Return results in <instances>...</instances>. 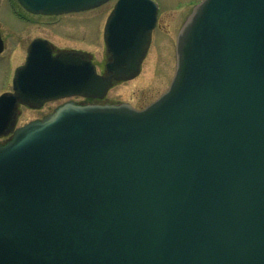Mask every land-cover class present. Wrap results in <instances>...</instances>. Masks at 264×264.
<instances>
[{"label": "water", "instance_id": "water-1", "mask_svg": "<svg viewBox=\"0 0 264 264\" xmlns=\"http://www.w3.org/2000/svg\"><path fill=\"white\" fill-rule=\"evenodd\" d=\"M17 1L62 14L108 0ZM156 13L152 0L117 1L109 77L34 40L0 96V135L17 103L101 97L138 75ZM175 59L143 111L67 103L0 145V264H264V0H202Z\"/></svg>", "mask_w": 264, "mask_h": 264}, {"label": "rangeland", "instance_id": "rangeland-1", "mask_svg": "<svg viewBox=\"0 0 264 264\" xmlns=\"http://www.w3.org/2000/svg\"><path fill=\"white\" fill-rule=\"evenodd\" d=\"M116 0L86 11L60 15L31 14L22 9L16 0H0V32L5 49L0 59V95L8 93L16 61L8 62L9 53L17 56L26 53L35 38L50 42L57 49L76 50L90 55L97 72L104 68L105 47L102 38L103 25ZM158 6L157 28L153 30L149 48L140 66V72L132 79L112 81L111 87L101 99L107 104L129 103L140 109L163 93L174 72V44L180 27L192 8L201 0H152ZM77 53V52H76ZM23 61L20 63L22 64ZM77 98V97H75ZM75 105H82L73 100ZM63 100L45 102L38 108L18 105L13 129L0 136V144L12 138L13 131L26 122L41 120L60 106Z\"/></svg>", "mask_w": 264, "mask_h": 264}, {"label": "flooded vegetation", "instance_id": "flooded-vegetation-1", "mask_svg": "<svg viewBox=\"0 0 264 264\" xmlns=\"http://www.w3.org/2000/svg\"><path fill=\"white\" fill-rule=\"evenodd\" d=\"M53 48V54H55L56 52H58L59 50H62V49H57L56 47H52ZM4 49H5V44H4ZM63 51H65V50H63ZM69 51V50H68ZM70 51H72V50H70ZM80 52V51H79ZM3 53H4V50H3V52L0 54V59L2 58V55H3ZM26 54H27V50H26V53H25V55L23 56L24 58L22 59V61H23V63H24V61H25V58H26ZM107 58V55L105 54V59ZM16 59H17V56L15 57V55H13L12 53H9L8 55H7V57H6V61H8L9 63L12 61V62H14V61H16ZM21 61V62H22ZM20 62V63H21ZM20 63H16L15 65H18L17 67H19L20 65H22V64H20ZM16 67V68H17ZM101 73V72H100ZM8 91H11V89L10 90H8ZM74 99H77L78 101L77 102H80V103H82V104H88V103H91V104H107V103H104V102H102V98H90V97H77V98H75V97H71V98H67V99H62L63 100V102L64 101H67V100H74ZM7 142V141H6Z\"/></svg>", "mask_w": 264, "mask_h": 264}, {"label": "bare ground", "instance_id": "bare-ground-1", "mask_svg": "<svg viewBox=\"0 0 264 264\" xmlns=\"http://www.w3.org/2000/svg\"><path fill=\"white\" fill-rule=\"evenodd\" d=\"M0 35H1V33H0ZM23 58H24V57H23V54H22V53H18V54H17L16 63H17V64L20 63V62L22 61Z\"/></svg>", "mask_w": 264, "mask_h": 264}]
</instances>
